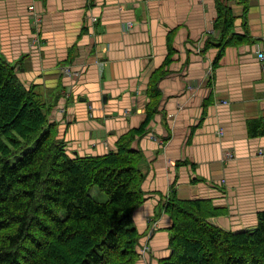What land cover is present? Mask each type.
I'll return each mask as SVG.
<instances>
[{
	"label": "crops",
	"instance_id": "obj_1",
	"mask_svg": "<svg viewBox=\"0 0 264 264\" xmlns=\"http://www.w3.org/2000/svg\"><path fill=\"white\" fill-rule=\"evenodd\" d=\"M221 9L232 18L228 33L217 26ZM261 49L264 0H0V61L45 104L66 153L103 156L134 135L145 197L133 214L138 252L156 223L136 264L171 253L164 205L172 190L180 200L211 202L221 213L208 222L224 231L257 226ZM67 67L80 75L63 76Z\"/></svg>",
	"mask_w": 264,
	"mask_h": 264
},
{
	"label": "trees",
	"instance_id": "obj_2",
	"mask_svg": "<svg viewBox=\"0 0 264 264\" xmlns=\"http://www.w3.org/2000/svg\"><path fill=\"white\" fill-rule=\"evenodd\" d=\"M219 15L228 33V10ZM133 140L123 136L103 156L70 157L45 104L0 61V264H136L133 214L145 197ZM94 187L107 203L91 197ZM165 205L171 253L159 264H264V213L256 229L233 233L208 222L221 213L209 201L180 200L172 190Z\"/></svg>",
	"mask_w": 264,
	"mask_h": 264
},
{
	"label": "built area",
	"instance_id": "obj_3",
	"mask_svg": "<svg viewBox=\"0 0 264 264\" xmlns=\"http://www.w3.org/2000/svg\"><path fill=\"white\" fill-rule=\"evenodd\" d=\"M32 9V8H30ZM89 19L94 23L97 21V18L96 17H89ZM128 29H131L132 28V24H128L127 26ZM32 44H34V41L32 42ZM257 59L258 61L260 62L261 64V67L264 71V52H263V49H261L260 51L257 52ZM212 70H213V67L210 66L208 69H207V74L210 76L211 73H212ZM62 74L63 76L67 77V78H75V77H78L80 75L79 72L77 71H73L71 70L70 68H64L62 70ZM66 93H69V89H67V92ZM258 154L260 156H264V149H261L259 150ZM232 155V152L231 151H225V154H224V158L225 159H229ZM166 206V205H165ZM156 228V223H153L151 224V228L149 229V231L147 232V235H146V242L140 247V250H139V259L140 260H143L145 261V258L150 250V247H149V241L153 235V232Z\"/></svg>",
	"mask_w": 264,
	"mask_h": 264
},
{
	"label": "rangeland",
	"instance_id": "obj_4",
	"mask_svg": "<svg viewBox=\"0 0 264 264\" xmlns=\"http://www.w3.org/2000/svg\"><path fill=\"white\" fill-rule=\"evenodd\" d=\"M227 151H231L233 154V150L228 149ZM233 155L228 160H231ZM91 197L98 203H107L108 202V196L101 192L97 187L92 188L90 192ZM63 216V213L61 214Z\"/></svg>",
	"mask_w": 264,
	"mask_h": 264
},
{
	"label": "bare ground",
	"instance_id": "obj_5",
	"mask_svg": "<svg viewBox=\"0 0 264 264\" xmlns=\"http://www.w3.org/2000/svg\"><path fill=\"white\" fill-rule=\"evenodd\" d=\"M23 168H24V166H23ZM41 169V168H40ZM37 178V177H36ZM33 180V179H32ZM52 180V179H51ZM39 184V183H38ZM60 185V184H59ZM30 190V189H29ZM25 201V200H24ZM122 204H123V202H122ZM30 207V206H29ZM109 207V206H108ZM103 208V207H102ZM107 210V209H106ZM53 211V210H52ZM35 212V211H34ZM111 213V212H110ZM107 215V214H106ZM105 215V216H106ZM111 215V214H110ZM46 216V215H45ZM87 216V215H86ZM116 216V215H115ZM47 217V216H46ZM117 220V219H116ZM85 221V220H84ZM51 223V222H50ZM75 223V222H74ZM86 224H87V222H86ZM54 228V227H53ZM85 228H86V226H85ZM91 228V227H90ZM85 230V229H84ZM86 232V231H85ZM76 235V234H75ZM101 237V236H100ZM118 244V243H117ZM132 246V245H131ZM108 252V251H107ZM117 254V253H116Z\"/></svg>",
	"mask_w": 264,
	"mask_h": 264
},
{
	"label": "water",
	"instance_id": "obj_6",
	"mask_svg": "<svg viewBox=\"0 0 264 264\" xmlns=\"http://www.w3.org/2000/svg\"><path fill=\"white\" fill-rule=\"evenodd\" d=\"M254 229H256V227H253V228H250V229H247V230L251 231V230H254Z\"/></svg>",
	"mask_w": 264,
	"mask_h": 264
}]
</instances>
